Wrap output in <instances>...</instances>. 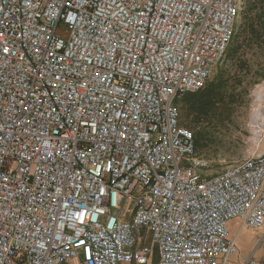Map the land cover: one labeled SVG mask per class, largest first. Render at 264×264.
<instances>
[{"label":"built area","instance_id":"1","mask_svg":"<svg viewBox=\"0 0 264 264\" xmlns=\"http://www.w3.org/2000/svg\"><path fill=\"white\" fill-rule=\"evenodd\" d=\"M245 2L0 0V264H228L264 228V136L201 178L176 106Z\"/></svg>","mask_w":264,"mask_h":264},{"label":"rangeland","instance_id":"2","mask_svg":"<svg viewBox=\"0 0 264 264\" xmlns=\"http://www.w3.org/2000/svg\"><path fill=\"white\" fill-rule=\"evenodd\" d=\"M248 1L246 0L235 21L233 38ZM226 56L227 53L214 68L207 86L216 78ZM261 88H264V30L260 34L259 46L250 56L244 72L236 79L232 88L214 99L212 107L206 113L199 115L196 112V94H186L176 101L181 125L193 134V161L201 178L214 176L237 163L252 152L264 136V127H259L252 121ZM230 228L232 234L238 233V251L228 264H243L250 255L264 259V228L239 230L234 224Z\"/></svg>","mask_w":264,"mask_h":264},{"label":"trees","instance_id":"3","mask_svg":"<svg viewBox=\"0 0 264 264\" xmlns=\"http://www.w3.org/2000/svg\"><path fill=\"white\" fill-rule=\"evenodd\" d=\"M264 30V0H249L242 13L241 23L227 50L226 60L216 78L196 94V112L206 113L214 99L225 94L240 77L252 53L258 48L260 34Z\"/></svg>","mask_w":264,"mask_h":264},{"label":"bare ground","instance_id":"4","mask_svg":"<svg viewBox=\"0 0 264 264\" xmlns=\"http://www.w3.org/2000/svg\"><path fill=\"white\" fill-rule=\"evenodd\" d=\"M252 121L259 127H264V88H261L257 95V108L253 114Z\"/></svg>","mask_w":264,"mask_h":264},{"label":"snow or ice","instance_id":"5","mask_svg":"<svg viewBox=\"0 0 264 264\" xmlns=\"http://www.w3.org/2000/svg\"><path fill=\"white\" fill-rule=\"evenodd\" d=\"M5 52H8V49H4Z\"/></svg>","mask_w":264,"mask_h":264}]
</instances>
